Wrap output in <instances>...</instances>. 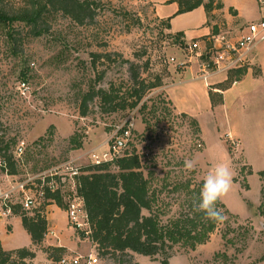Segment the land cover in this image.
Wrapping results in <instances>:
<instances>
[{"label": "rangeland", "instance_id": "1", "mask_svg": "<svg viewBox=\"0 0 264 264\" xmlns=\"http://www.w3.org/2000/svg\"><path fill=\"white\" fill-rule=\"evenodd\" d=\"M88 1L95 17L85 23L60 12L49 13L47 31L35 35L29 26L18 25L15 42L8 36L9 28L0 25V140L3 146L9 145L7 153L12 155L20 140L27 143L26 165H16V178L27 170L38 172L70 160L80 167L90 164L91 154L102 158L109 152L111 137L127 128L123 138L126 146L137 150L146 170L155 171L159 186L166 180L174 183L186 178L199 183L220 162L228 163L234 174L232 189L221 200L232 215L218 223L206 243L178 250L171 264L264 263V175L259 174L264 168V43L254 54L263 68H252L254 76H260L257 82L253 84L248 76L245 83L233 86L229 73L218 75L226 78L216 86L233 89L226 95V103L215 111L210 108L205 81L192 77L199 72L204 56L188 49L189 44L205 46L220 28L232 36L259 20L262 12L258 1L213 0L209 12L204 5L178 12L177 0ZM19 4L21 0H3L8 9ZM169 17L174 31L166 25ZM175 30L187 37H179ZM131 62L139 65L143 76L163 78L164 85L144 99L147 107L140 109L141 103L133 110L110 111L95 97L82 115L84 94L111 86L119 93L128 88ZM184 70L186 81L172 84L174 75ZM181 78L178 75L175 80ZM209 85L212 89V83ZM166 88L179 109L200 119L206 140L176 110ZM214 96V106L222 103V93ZM228 130L239 132V146L231 144ZM74 133L83 147L70 150ZM186 160L194 162L193 170L185 168ZM62 171L71 178L67 169ZM66 190L62 206L52 201L53 206L44 209L50 219L48 231L54 227V235L48 232L43 244L33 245L21 215L17 216L20 219L12 215L0 224L4 248L35 250L36 257L26 259L30 264H49L44 248L58 244L71 248L66 247L63 256L93 254L99 257L97 264H161L137 253L126 256L125 261L101 257L89 236L70 221L68 208L74 195ZM168 193V204L177 207L181 195ZM19 210L32 215L37 209Z\"/></svg>", "mask_w": 264, "mask_h": 264}, {"label": "trees", "instance_id": "2", "mask_svg": "<svg viewBox=\"0 0 264 264\" xmlns=\"http://www.w3.org/2000/svg\"><path fill=\"white\" fill-rule=\"evenodd\" d=\"M177 1L178 12L190 11L201 5L209 12L213 6V0L205 3L204 0ZM53 12H60L78 23L91 21L95 17L92 2L88 0H21V4L12 9L6 8L3 0H0V25L9 28L8 36L15 42L18 25L29 26L35 35H41L49 29L47 15ZM170 20L169 17L166 24L168 28H171ZM176 34L182 37L184 32ZM181 44H185L183 40ZM103 55L109 57V54L94 53L96 57ZM130 73V83L124 92L119 93L111 86L110 89L99 88L84 94L82 115H86L88 103L95 97L107 105L110 111L133 110L141 103L140 109L146 108L148 102L144 99L151 90L164 85L163 78L157 76L152 80L143 76L139 65L134 62L130 63ZM246 73V67L229 72L231 82L241 79ZM214 93L216 91L210 89L213 104ZM182 115L190 120L199 134L201 128L198 119L185 112ZM126 130L120 129L118 134L122 135ZM69 143L70 150L83 147V141L77 133L71 136ZM8 148L9 145L3 146L0 140V151L4 150L10 173L13 174L17 172L16 161L12 154L7 153ZM80 170L76 176L77 193L84 200L90 225L88 236L101 257L125 261L126 256L137 253L159 260L161 264H171L170 259L178 250L195 249L197 245L206 243L220 222L207 220L203 213L193 210V200L199 197L203 180L194 183L191 178H186L171 183L162 179L164 183L159 186L155 171L146 170L136 149L125 147L113 159L99 164L90 163ZM259 174L264 175V170L259 171ZM170 186L172 188L168 192L174 191L181 195L177 207L167 202L169 193L166 188ZM61 196L62 193L58 191H48L44 202L32 215L21 213L19 207H15L14 214L21 215L22 225L30 234L33 245L43 244L48 233L49 220L43 213L44 209L52 201L62 206ZM217 207L222 210L224 217L232 215L223 201H219ZM44 250L50 264H57L67 248L56 245L45 247ZM35 257L36 251L29 247L5 249L0 239V264H30L26 259Z\"/></svg>", "mask_w": 264, "mask_h": 264}, {"label": "built area", "instance_id": "3", "mask_svg": "<svg viewBox=\"0 0 264 264\" xmlns=\"http://www.w3.org/2000/svg\"><path fill=\"white\" fill-rule=\"evenodd\" d=\"M257 1L262 12L259 20L249 22L238 33L232 36L220 28L209 39V43L203 47H200L198 43L188 45L190 53L199 52L201 56H204L202 62L199 63L198 74L200 78L207 82L212 75L224 72L229 73L245 67L248 68V66L254 63V61L252 63L254 54L264 43V0ZM23 86L26 87V81L23 82ZM127 132L128 130L124 134L119 135L117 131L111 137L112 142L109 152L104 154L102 158L98 154H91L92 163L99 164L102 161L111 160L115 156L120 155L122 150L127 147V143L123 140ZM226 135L232 145L239 146L240 141L232 132H227ZM26 147V141L20 140L14 148L13 157L16 165L18 163L22 166L26 165L23 159ZM80 168V166L74 165L72 160H70L38 172L27 170L22 177L16 178L18 173H10L8 158L4 154V150L0 151V218H8L13 215L15 207H19L25 211H31L34 208L38 209L44 202L48 191H58L63 194L68 188L71 194L74 195L68 208L69 219L76 228L88 235L90 225L84 200L77 193L76 176L80 174ZM62 169L68 170V174L71 175L70 179L66 176L67 174H63ZM68 184H70V187L67 186ZM48 232L49 234H55L53 229H49ZM98 262L99 257L96 255L75 254L62 256L57 261V264H97ZM249 264L264 263L256 262Z\"/></svg>", "mask_w": 264, "mask_h": 264}, {"label": "clouds", "instance_id": "4", "mask_svg": "<svg viewBox=\"0 0 264 264\" xmlns=\"http://www.w3.org/2000/svg\"><path fill=\"white\" fill-rule=\"evenodd\" d=\"M185 168L189 171L195 168L191 160L184 162ZM233 171L226 162L215 164L205 175L199 197L193 200V210L203 213L207 220L219 222L225 219L222 210L217 207L233 186Z\"/></svg>", "mask_w": 264, "mask_h": 264}, {"label": "crops", "instance_id": "5", "mask_svg": "<svg viewBox=\"0 0 264 264\" xmlns=\"http://www.w3.org/2000/svg\"><path fill=\"white\" fill-rule=\"evenodd\" d=\"M153 1V0H152ZM154 2V1H153ZM157 9V8H156ZM161 18H163V17H161ZM170 23H171V30L172 31H174V29H173V24H172V21H170ZM175 31H181V30H175ZM185 35H186V33H184ZM186 37H187V35H186ZM253 61H254V63H253ZM252 63L253 64H251L250 66H248V68H247V73L241 78V79H239V80H236V81H234L233 82V86H236L237 84H240V83H245V79L248 77V76H252V78H251V81L253 82V84H254V82H257V80L259 79V77H256V76H254V74H253V72H252V68L253 67H256V68H260V69H262V71H263V68H262V66H261V64H260V62H256L255 61V59L254 60H252ZM184 73H185V70L183 71V72H180V73H177V75H174V82H172V84H181V83H183V82H185L186 80L185 79H183V75H184ZM195 73V72H194ZM220 74V73H219ZM219 74H215V75H212L210 78H209V80H211V82H209L208 83V81L206 82L205 80V85L208 87V90H207V95L209 96V98H210V94H209V90H210V83H212V88H213V90L214 91H216V92H219V93H222V97H223V101H222V103H220V104H218V105H216V106H214L213 105V103H212V101L210 102V108L212 109V110H214L215 111V109H217L219 106H221V105H224L226 102H225V100H226V95L227 94H229V92L231 91L230 89L232 88L233 89V86L231 87V88H227V89H225V90H223L221 87H218V86H216L215 84H217V83H220V82H222L225 78H226V75H224V77L222 76V77H220V76H218ZM180 76V77H182L181 79H179V80H175L176 79V77L177 76ZM193 77V79H200V80H203L202 78H200V76H199V74L197 73L195 76H192ZM190 80H192V79H190ZM216 86V87H215ZM230 90V91H229ZM166 92H167V88H166ZM167 94H168V98L170 99V101H172V103H173V106L176 108V110L177 111H179V112H185V111H182L181 109H179L176 105H175V102H174V100H173V98L171 97V95H170V93L169 92H167ZM215 108V109H214ZM185 113H187V112H185ZM188 114H189V112H188ZM189 115H191V114H189ZM193 116V115H192ZM195 117V116H194ZM197 118V117H196ZM198 120H199V122H200V128H201V134H202V137H203V139L204 140H206L205 138H204V128H203V125H202V123H201V121H200V119L199 118H197ZM228 132H232L236 137H240V134H239V132H237V131H231V130H228ZM248 164V163H247ZM248 165H250V164H248ZM252 166V165H251ZM262 170H264V168L262 169ZM252 171L254 172L255 170H254V168L252 167ZM261 171V170H260ZM47 206H53V204H48ZM47 208V207H46ZM14 216H18V215H16V214H13ZM12 216V215H11ZM13 216V217H14ZM12 217V218H13ZM20 217V216H19ZM9 219H11V218H9ZM9 219H6V218H0V224H2L3 223V221H5V220H8L9 221ZM17 219H20V218H18L17 217ZM48 220H50L49 219V217H48ZM21 222H22V218H21ZM50 229H55L54 227L53 228H51L50 227ZM1 239V238H0ZM1 242H2V239H1ZM92 242V241H91ZM2 244H3V242H2ZM58 246H64V247H67V248H69V249H71L70 247H68V246H66V245H64V244H58ZM11 249H13V248H11ZM50 263H51V261H49ZM49 263V264H50Z\"/></svg>", "mask_w": 264, "mask_h": 264}]
</instances>
